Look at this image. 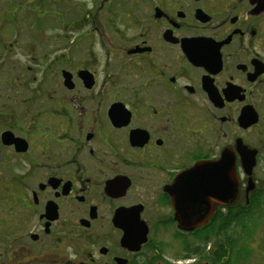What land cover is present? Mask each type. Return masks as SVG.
Segmentation results:
<instances>
[{"label":"flooded vegetation","instance_id":"af4514ba","mask_svg":"<svg viewBox=\"0 0 264 264\" xmlns=\"http://www.w3.org/2000/svg\"><path fill=\"white\" fill-rule=\"evenodd\" d=\"M26 7L0 18V264H264V0Z\"/></svg>","mask_w":264,"mask_h":264},{"label":"rangeland","instance_id":"374dc122","mask_svg":"<svg viewBox=\"0 0 264 264\" xmlns=\"http://www.w3.org/2000/svg\"><path fill=\"white\" fill-rule=\"evenodd\" d=\"M9 1V0H7ZM11 1V5L5 7L4 10L0 11V18H4L6 20H13L15 18L23 17L27 12V8L26 5L28 3H30L33 0H10ZM47 3L50 2V0H45ZM77 2H80V0H76ZM47 13L46 10L42 9V8H35L31 6L30 12L29 14H27L28 16H26V18H28V20H24V21H19V25L21 28H32V24L29 20L36 18V17H41L42 19L44 18L45 14ZM29 25V26H28ZM8 28H12L10 26H7ZM14 27V26H13ZM19 40H21V43L23 41V44H27V39L24 37H18ZM13 50L15 51L14 53V60H21L24 61V57L23 55H21V52H23L24 50H26V47L22 48H13Z\"/></svg>","mask_w":264,"mask_h":264},{"label":"water","instance_id":"95a60500","mask_svg":"<svg viewBox=\"0 0 264 264\" xmlns=\"http://www.w3.org/2000/svg\"><path fill=\"white\" fill-rule=\"evenodd\" d=\"M193 173V172H192ZM228 180V179H227ZM197 220H194V219H190V222H196ZM180 224H182V223H180ZM183 226H181V228L183 229V230H186V231H191V230H193L194 228H192V227H186V226H184L185 224H182Z\"/></svg>","mask_w":264,"mask_h":264}]
</instances>
